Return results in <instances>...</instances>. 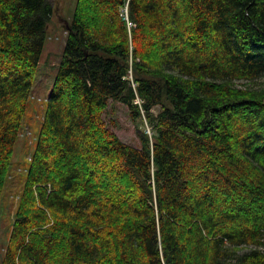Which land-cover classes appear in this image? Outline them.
I'll return each mask as SVG.
<instances>
[{"label":"trees","instance_id":"1","mask_svg":"<svg viewBox=\"0 0 264 264\" xmlns=\"http://www.w3.org/2000/svg\"><path fill=\"white\" fill-rule=\"evenodd\" d=\"M52 15L0 0V200ZM44 104L0 264H264V0H76Z\"/></svg>","mask_w":264,"mask_h":264},{"label":"rangeland","instance_id":"2","mask_svg":"<svg viewBox=\"0 0 264 264\" xmlns=\"http://www.w3.org/2000/svg\"><path fill=\"white\" fill-rule=\"evenodd\" d=\"M53 8V15L46 29L44 50L36 72L32 88L31 109L28 118L21 130L19 139L13 153V169L11 178L2 192L0 200V256L6 247L11 224L15 212L17 183L14 181L16 174L25 168L33 152L35 140L41 120V110L48 99L52 81L56 71V65L61 60L66 41V28L71 21L76 0H49ZM45 105V104H44ZM158 108H155L156 113ZM108 128L113 131L125 144L133 147L139 146L137 127L131 120L128 110L119 103H109L103 116ZM145 130L149 132L145 122ZM247 251V249L242 250Z\"/></svg>","mask_w":264,"mask_h":264}]
</instances>
